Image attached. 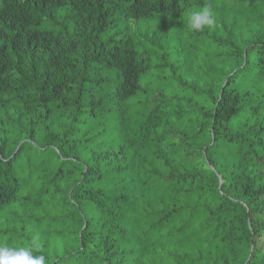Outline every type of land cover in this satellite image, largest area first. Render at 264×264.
Returning <instances> with one entry per match:
<instances>
[{
    "label": "trees",
    "instance_id": "obj_1",
    "mask_svg": "<svg viewBox=\"0 0 264 264\" xmlns=\"http://www.w3.org/2000/svg\"><path fill=\"white\" fill-rule=\"evenodd\" d=\"M262 232L264 0H0V245L264 264Z\"/></svg>",
    "mask_w": 264,
    "mask_h": 264
},
{
    "label": "clouds",
    "instance_id": "obj_2",
    "mask_svg": "<svg viewBox=\"0 0 264 264\" xmlns=\"http://www.w3.org/2000/svg\"><path fill=\"white\" fill-rule=\"evenodd\" d=\"M214 23V13L208 5L188 17V27L193 31H203ZM0 264H48V260L41 251V245L34 241L20 247L0 245Z\"/></svg>",
    "mask_w": 264,
    "mask_h": 264
},
{
    "label": "rangeland",
    "instance_id": "obj_3",
    "mask_svg": "<svg viewBox=\"0 0 264 264\" xmlns=\"http://www.w3.org/2000/svg\"><path fill=\"white\" fill-rule=\"evenodd\" d=\"M132 26L135 28V30L145 36H151L155 29L160 27L159 23L150 24V23H142V22H132ZM256 244L259 247H263L264 243V232L261 234L256 235Z\"/></svg>",
    "mask_w": 264,
    "mask_h": 264
}]
</instances>
